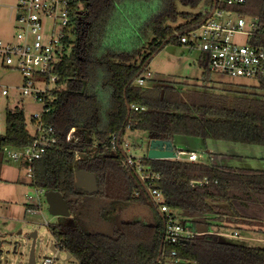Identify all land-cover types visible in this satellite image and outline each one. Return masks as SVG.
Returning <instances> with one entry per match:
<instances>
[{
  "label": "trees",
  "instance_id": "obj_1",
  "mask_svg": "<svg viewBox=\"0 0 264 264\" xmlns=\"http://www.w3.org/2000/svg\"><path fill=\"white\" fill-rule=\"evenodd\" d=\"M202 2L213 7V0H86L81 8L71 0L73 27L52 71L57 80L49 111L41 117L53 127L56 142L32 163L29 184L64 198L69 217L47 227L55 247L78 264H157L159 259L162 264H264V247L226 242L218 233L196 229L200 220L212 219L218 228L260 232L264 171L144 158L147 171L157 176L151 186L162 192L164 203L192 219L193 238L170 245L163 241L164 222L146 184L120 150L111 149L112 135L121 142L127 131H145L174 147L177 138L264 146V76L255 79V87L206 86L213 72L201 55L203 85L135 84L154 54L169 43L181 45L176 35L207 17V11L192 13L179 6ZM221 8L253 19L249 43L264 50V0ZM132 105L144 109L133 111ZM33 138L23 107H6L0 157L5 147L22 148ZM79 170L95 175L96 193L75 188ZM81 195L90 199L79 205ZM132 209H140L144 218L127 217Z\"/></svg>",
  "mask_w": 264,
  "mask_h": 264
},
{
  "label": "built area",
  "instance_id": "obj_2",
  "mask_svg": "<svg viewBox=\"0 0 264 264\" xmlns=\"http://www.w3.org/2000/svg\"><path fill=\"white\" fill-rule=\"evenodd\" d=\"M245 0H213V7L205 12L207 17L195 29L177 34L178 42L188 49H196L208 59L209 70L230 77L257 79L264 76V50L249 43L250 36L255 29L253 19L239 15L236 12L221 8L225 5H239ZM71 0H18L15 6L14 19L18 26L13 41L0 40V70L12 69L22 77V95L30 96L36 102L43 103V111L30 118L33 125V140L22 148L5 147L3 155L9 159L21 161L27 167L29 179L32 176V163L40 159L46 150L56 142L53 127L41 122L44 112L49 111V100L53 97L57 75L52 71L61 61L67 48L65 39L71 28ZM47 23V25H45ZM243 35L244 44H238L235 38ZM151 74L147 71L138 76L135 84L144 87L148 84ZM38 83H44L43 89L35 88ZM49 83L52 87L47 88ZM5 88H1V95H7ZM133 111L143 110L142 107L131 106ZM117 134L111 137V149H119L124 162L131 167L137 178L146 184L157 212L162 217L163 241L165 244L175 245L190 241L194 232L191 220L183 214L171 210L165 203L162 192L151 186L157 176L151 175L142 164L145 156H136L129 152V145L124 137ZM175 158L172 160L202 162L201 155L196 151H185L175 148ZM78 158V157H76ZM226 236L227 234L219 233ZM236 236V233L231 234ZM44 257L41 264H54V255ZM59 254V253H58ZM174 256L175 252L172 251ZM67 264H78L71 257L65 258ZM157 264H162L159 259ZM165 264H178V261Z\"/></svg>",
  "mask_w": 264,
  "mask_h": 264
},
{
  "label": "rangeland",
  "instance_id": "obj_3",
  "mask_svg": "<svg viewBox=\"0 0 264 264\" xmlns=\"http://www.w3.org/2000/svg\"><path fill=\"white\" fill-rule=\"evenodd\" d=\"M0 40L13 41L18 26L14 19L15 10L9 17L8 6H15L17 0H0ZM79 6L84 7L86 0H78ZM181 10L197 13L208 9L205 2L197 6H179ZM10 18V19H9ZM47 25V23H45ZM238 44H244L246 38L241 35L235 38ZM202 54L196 49H188L183 45L167 44L149 60L145 72L151 74L150 81L156 83L203 85L202 70L199 58ZM206 86L226 89H241L239 86L255 87V79L230 77L219 73H212ZM23 81L18 71L12 69L0 70V134L5 131V108L21 106L28 130L33 133L30 118L43 111V103L34 101L30 96L22 95ZM44 83L35 85L43 89ZM49 83L47 88H51ZM1 88H5L7 95H1ZM124 140L129 145V152L136 156H147L150 136L145 131H127ZM189 143L181 138L174 141L176 148L195 150L201 155L202 162L208 165L227 166L264 171V146L248 145L215 140L189 139ZM197 142V143H196ZM199 144V146H198ZM28 170L21 161L9 159L4 154L0 157V264H28L32 246L31 234L36 232L34 255L35 264H41L44 257L51 256L50 246L54 238L47 225L56 223L61 216L49 212L44 191H40L29 184ZM82 204L90 197L81 195ZM85 204V203H84ZM32 206V209L28 207ZM137 208V207H136ZM134 210V209H132ZM133 220L143 219L140 209L133 211ZM137 217V218H136ZM199 232L218 233L224 230L226 236L220 235L226 242L264 247V225L260 232L256 228L241 229L239 236H232L235 228H218L212 219L200 220L196 223ZM221 230V231H219ZM54 264L63 262L66 253L60 251V257L54 255Z\"/></svg>",
  "mask_w": 264,
  "mask_h": 264
},
{
  "label": "water",
  "instance_id": "obj_4",
  "mask_svg": "<svg viewBox=\"0 0 264 264\" xmlns=\"http://www.w3.org/2000/svg\"><path fill=\"white\" fill-rule=\"evenodd\" d=\"M147 159H172L175 158L174 146L171 141L158 139L153 136H150ZM75 188L77 190L83 191L87 194H94L98 191L97 179L94 174L88 173L84 170H79L75 173ZM44 196L48 203L49 212L55 216L69 217V210L67 203L61 194L57 191H46ZM72 201H75L76 198H72ZM32 246L29 255V263L35 264V255H34V244L36 238V232H33L31 235ZM51 253H55L54 243L50 246ZM59 254H56V258H59ZM66 258L69 259L70 255L66 254Z\"/></svg>",
  "mask_w": 264,
  "mask_h": 264
},
{
  "label": "crops",
  "instance_id": "obj_5",
  "mask_svg": "<svg viewBox=\"0 0 264 264\" xmlns=\"http://www.w3.org/2000/svg\"><path fill=\"white\" fill-rule=\"evenodd\" d=\"M18 1V0H17ZM1 2V1H0ZM0 4H2V3H0ZM12 6H8V8H9V17H11V13H12V11H11V8ZM10 19V18H9ZM33 127V126H32ZM182 139V142L184 143V144H186V146L188 147V145H187V143H189V139L188 138H181ZM196 140V139H195ZM197 143V142H196ZM198 146H199V144H198ZM190 150V149H189ZM192 150V149H191ZM193 151H195V150H193ZM219 231H221V230H219ZM240 231L241 230H238V229H235L234 231H233V233H236V236H239V233H240ZM224 232V230H222L221 232H218V234L219 233H222V234H226V233H223ZM54 248H55V250H56V253L58 254L59 253V256H60V250L59 249H57L56 247H55V243H54Z\"/></svg>",
  "mask_w": 264,
  "mask_h": 264
},
{
  "label": "flooded vegetation",
  "instance_id": "obj_6",
  "mask_svg": "<svg viewBox=\"0 0 264 264\" xmlns=\"http://www.w3.org/2000/svg\"><path fill=\"white\" fill-rule=\"evenodd\" d=\"M134 210H131V211H129L128 213H126L127 215V217H133L134 216V212H133Z\"/></svg>",
  "mask_w": 264,
  "mask_h": 264
}]
</instances>
